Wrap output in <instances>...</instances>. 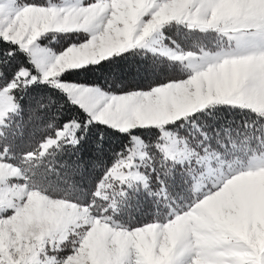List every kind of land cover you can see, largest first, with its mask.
Instances as JSON below:
<instances>
[{
	"label": "snow or ice",
	"instance_id": "6c2138e0",
	"mask_svg": "<svg viewBox=\"0 0 264 264\" xmlns=\"http://www.w3.org/2000/svg\"><path fill=\"white\" fill-rule=\"evenodd\" d=\"M0 264H264V0H0Z\"/></svg>",
	"mask_w": 264,
	"mask_h": 264
},
{
	"label": "trees",
	"instance_id": "16d2710c",
	"mask_svg": "<svg viewBox=\"0 0 264 264\" xmlns=\"http://www.w3.org/2000/svg\"><path fill=\"white\" fill-rule=\"evenodd\" d=\"M241 118L240 114H236L235 119L239 120Z\"/></svg>",
	"mask_w": 264,
	"mask_h": 264
}]
</instances>
